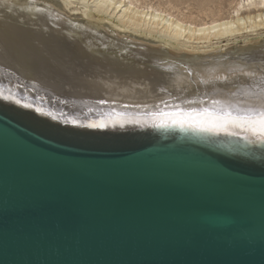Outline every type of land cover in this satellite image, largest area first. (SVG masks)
I'll return each instance as SVG.
<instances>
[{
  "label": "water",
  "instance_id": "1",
  "mask_svg": "<svg viewBox=\"0 0 264 264\" xmlns=\"http://www.w3.org/2000/svg\"><path fill=\"white\" fill-rule=\"evenodd\" d=\"M58 122L0 105V264H264V145Z\"/></svg>",
  "mask_w": 264,
  "mask_h": 264
},
{
  "label": "bare ground",
  "instance_id": "2",
  "mask_svg": "<svg viewBox=\"0 0 264 264\" xmlns=\"http://www.w3.org/2000/svg\"><path fill=\"white\" fill-rule=\"evenodd\" d=\"M263 29L264 0H239L229 16L202 23L181 20L153 6L144 7L139 0H0V61L12 65L5 67L0 63V91L5 95L10 92L21 101L16 104L0 99V105L52 124L58 120L59 126L66 124V130L73 128L89 134L181 133L254 147L264 145L252 137L245 139V133L239 130L232 135L150 126L153 114L177 108L199 111L225 103L247 106L237 104L244 99L242 92L247 85L238 89L214 79L209 84H198L197 80L224 75L236 63L243 66L241 57L255 56L258 64L264 49L262 35L245 38V46H233L232 41ZM21 37L45 43L71 37L93 48L98 42L107 44L110 51L125 54L130 65L138 67L126 77L113 76L99 85L40 82L31 79L34 73L26 68L16 71ZM253 40L257 41L252 43ZM138 41L150 46H140ZM223 42L227 44L221 45ZM186 68L193 69L194 74L189 76ZM165 69L172 72L165 73ZM100 100L105 103H99ZM213 100L220 105H213ZM24 104L33 107L25 108ZM37 108L45 114L35 111ZM102 120L109 122L107 128L78 126ZM114 120H122L123 126H113ZM67 121H76L77 125Z\"/></svg>",
  "mask_w": 264,
  "mask_h": 264
},
{
  "label": "snow or ice",
  "instance_id": "3",
  "mask_svg": "<svg viewBox=\"0 0 264 264\" xmlns=\"http://www.w3.org/2000/svg\"><path fill=\"white\" fill-rule=\"evenodd\" d=\"M192 2L208 3L211 0H192ZM21 23L23 22L21 21ZM134 46L129 45V47ZM111 47L115 48L114 45ZM109 48V45H100L99 42L98 46L93 48L71 37H65L63 41L57 43L25 41L21 37L17 59L19 67L16 68V71L26 68L34 73L30 77L31 79L49 82L52 85L67 83L72 86L77 82H82L85 85H99L105 79H110L113 76L123 78L128 76L131 71L137 70L138 66H131L125 54L110 51ZM82 52L86 55H81ZM258 59L259 63L257 64L255 56L241 57L243 66L236 63L234 66L230 65L224 75L197 80L198 84H209L214 79L224 82L225 86L230 85L232 88L238 89L241 85H247L242 92L244 99L237 102V104L247 106L238 107L227 103L220 105L219 101L213 100V105L220 106L204 108L199 111H185L177 108L172 111L155 113L151 118L150 126L189 128L201 132H228L232 135H236L239 130L245 133V139L252 137L255 141L264 143V49H261ZM0 63H3L5 67H12L5 61H0ZM185 71L189 76L194 74L193 69L186 68ZM164 72L170 74L172 69H165ZM231 94L236 96L237 93L232 92ZM0 99L16 104L21 103L10 92L5 95L3 91H0ZM99 103L103 104L105 101L100 100ZM23 106L25 108L33 107L30 104ZM35 111L45 114L39 108ZM46 115L51 116V113ZM52 118L56 119V117ZM67 123L77 125L76 121H67ZM111 123L113 126L116 123L123 126L122 120H114ZM78 126L102 129L107 128L109 122L93 121Z\"/></svg>",
  "mask_w": 264,
  "mask_h": 264
},
{
  "label": "rangeland",
  "instance_id": "4",
  "mask_svg": "<svg viewBox=\"0 0 264 264\" xmlns=\"http://www.w3.org/2000/svg\"><path fill=\"white\" fill-rule=\"evenodd\" d=\"M239 0H211V2H192V0H139V3L142 6H153L155 8L166 11L168 14L176 16L184 21L192 22H210L213 19H218L219 17L229 16ZM105 23L111 25V22L105 21ZM246 35H248L246 37ZM262 35L264 39V29L260 30L257 33H247L243 36H238L233 39V46H245L247 43H244L246 39H256ZM257 41V40H256ZM256 41H251L255 43ZM237 42L238 44L234 43ZM248 42V44H251ZM137 43V41L135 42ZM140 46H144L145 42L138 41ZM231 43V44H232ZM144 44V45H143ZM226 45L227 42H223L221 45ZM138 45V44H137ZM146 46H150L147 44Z\"/></svg>",
  "mask_w": 264,
  "mask_h": 264
}]
</instances>
